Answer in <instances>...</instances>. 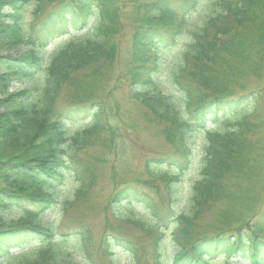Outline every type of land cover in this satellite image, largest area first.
I'll list each match as a JSON object with an SVG mask.
<instances>
[{"label":"trees","instance_id":"obj_1","mask_svg":"<svg viewBox=\"0 0 264 264\" xmlns=\"http://www.w3.org/2000/svg\"><path fill=\"white\" fill-rule=\"evenodd\" d=\"M125 29L128 98L170 147L145 165L164 186L162 209L129 188L110 197L111 209L142 202L143 218L112 215L149 240L145 254L120 232L95 238L83 223L57 227L95 185L80 157L113 144L115 110L104 93ZM20 46L29 49L2 54ZM263 72L264 0H0V264H94L98 255L121 264L118 253L125 264H264ZM248 78L262 89L238 95ZM12 82L27 84L9 92ZM195 134L203 158L179 210Z\"/></svg>","mask_w":264,"mask_h":264},{"label":"rangeland","instance_id":"obj_2","mask_svg":"<svg viewBox=\"0 0 264 264\" xmlns=\"http://www.w3.org/2000/svg\"><path fill=\"white\" fill-rule=\"evenodd\" d=\"M200 2L203 3L205 0H200ZM53 7V5L49 6L47 11H50ZM31 10V8L27 10L26 22H29L32 18ZM198 11L200 12V8H198ZM66 38H55L48 44L46 51H50L52 47ZM129 38L130 31L125 29L121 52L116 65L113 67L110 82L104 93L108 104L112 105L115 110L113 144L106 149L95 145L80 157L81 164L88 165L95 171V185L86 200L76 203V206L68 209L62 221L57 223V227L66 230L69 227H76L77 223H83L85 226H89L95 238L120 232V235L127 239H135L134 242L139 245L140 251L145 254L150 248L149 240L139 233L140 231L117 223L112 215L115 210L122 217L133 215L136 218H143L145 217V209L142 202L123 203L111 209L110 197L115 190L129 188L130 191H135L136 194L144 193L148 195L154 203L158 204L159 209H162L160 203L165 202L164 186L146 175L145 165L149 161L167 156L170 153V147L163 139L162 127L151 121L146 112L128 98L127 85L120 73L123 72L131 54ZM28 49L29 46H20L14 50H4L2 54L9 53L16 56ZM26 84V82L14 83L11 85L12 91H22ZM244 88V91L238 90L237 94L240 95L250 90H261L262 86L261 82L256 81L254 78H248ZM84 123L79 121L70 126L71 129H75ZM210 128L221 127L213 126ZM203 152V138L201 134H195L192 137L191 162L188 168L180 173L178 177L179 183L176 193L178 195L177 202L179 204L177 208L179 210H181L184 199L187 198L191 186L198 177ZM76 178H78L77 175L70 178L73 184L76 182ZM145 183H150V186L145 185ZM69 190L65 188L62 197L69 196ZM216 207L218 208V206ZM56 211L50 217L54 222L58 219ZM211 223L212 215L209 214L202 220L204 230L205 225ZM76 256L77 262L84 263L82 255L77 252ZM116 258L120 260L121 264L128 261L123 253H118ZM91 261L94 264H107L106 259L99 255L93 256ZM211 264H224L223 258L215 259Z\"/></svg>","mask_w":264,"mask_h":264}]
</instances>
